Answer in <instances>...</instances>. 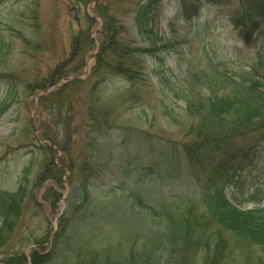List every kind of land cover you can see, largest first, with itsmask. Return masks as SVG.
Masks as SVG:
<instances>
[{"label": "rangeland", "instance_id": "374dc122", "mask_svg": "<svg viewBox=\"0 0 264 264\" xmlns=\"http://www.w3.org/2000/svg\"><path fill=\"white\" fill-rule=\"evenodd\" d=\"M144 1L0 0V195L16 191L24 178L37 198L26 199L28 208L1 259L38 237L45 250H54L55 231L67 212L68 234L59 247H72L71 255L47 264H75L92 256L88 247L101 243H111L112 259L145 260V253L130 255L131 247L141 249L149 240L128 233L130 224L140 231L163 224L165 212L183 216L191 205L202 210V186L210 176L190 180L179 169L183 161L166 147L182 146L186 138L194 119L188 96L210 91L213 72L204 45L236 70H249L264 48V24L248 32L246 41L225 12L227 1H221L223 8L201 1L199 12L186 17L179 0H161L152 32L158 47L155 54L143 53L148 63L143 75L133 81L107 67L95 69L105 11L125 24L120 40L134 39V47L146 43L132 23ZM53 157L64 167L61 177L39 182ZM221 182L240 208L264 205V159ZM47 190L62 194L56 207L43 198ZM2 217L0 211V224ZM71 235H77L76 246L68 242Z\"/></svg>", "mask_w": 264, "mask_h": 264}, {"label": "trees", "instance_id": "16d2710c", "mask_svg": "<svg viewBox=\"0 0 264 264\" xmlns=\"http://www.w3.org/2000/svg\"><path fill=\"white\" fill-rule=\"evenodd\" d=\"M201 1L216 3L222 8L224 4L221 1H227L228 7H225V12L246 41L251 37L248 32L257 30L260 24H264V0H179L181 13L186 17L198 13ZM160 3L161 0H147L139 4L133 12L132 23L147 40L145 44L137 47L132 46L134 39L120 40V33L125 24H122L116 15L99 10L101 13L104 12L102 28L104 39L100 45L95 69L107 67L106 70L122 73L133 81L143 75L142 71L148 67L143 53L148 51L155 54L154 49L158 47V37L152 32L157 25ZM79 41L80 39L76 41V47L80 50L82 47ZM122 42L124 44L121 45ZM212 47L205 44L203 49L205 62L211 66L213 72L211 82L209 81L210 91L204 96L202 92L197 93L199 95L195 97L188 96L187 109L194 119L193 123L190 122L188 125L186 138L181 141L183 147L181 145L166 147L174 160L183 161V167L179 169L190 180L204 174L210 176L209 184L202 186L200 199L202 210L200 212L193 210L192 206L195 205H191L183 216L165 212L167 216L166 219L162 217L166 220L163 224L161 222L155 227L148 225L137 228L140 231L134 230L130 224L129 229H126L128 233L138 239L140 235L137 232H140L149 239L142 243L141 249L131 247L130 255L138 256L145 253V260L135 257L112 259L108 254L112 247L111 243H108L110 246L101 243L88 247L87 250L92 256L75 261V264H110V261L113 264L264 262V205L240 208L224 192L221 182L224 178L234 176L238 171L264 159V48L257 52L256 61L249 70H236L228 61H220L221 56ZM108 60H113L114 65L107 63ZM196 61L200 62L197 58ZM198 72L192 74L196 80L199 79ZM52 80L56 82L58 78ZM48 148L55 150L52 145ZM46 164L45 169L43 166L37 177L39 182L50 176L61 177L59 170H64V167L57 164L54 157ZM164 166L169 168V163H165ZM17 187L12 193L0 195V211L3 215L0 224V255L5 253L3 248L15 236L17 223L23 218V210L28 208L26 204L28 196L31 201L37 202L35 193L26 184V179L23 178ZM55 192L47 190L43 196L44 199L50 200L54 207L62 195L60 192L54 195ZM133 192L139 195L138 192ZM69 197L68 200H71V196ZM140 223L142 224L141 220L138 225ZM68 227L69 216L64 212L60 226L55 231L54 250L52 248L45 250L42 243L45 240L38 237L37 241L30 240L32 243L9 252L3 259L0 258V263L47 264L64 253V257L69 259L72 247L66 249L59 247L61 236L65 237L68 234ZM76 236H69L68 242L74 246L77 245ZM28 247L31 248L29 252L26 250ZM237 247H240L241 251L237 250Z\"/></svg>", "mask_w": 264, "mask_h": 264}]
</instances>
